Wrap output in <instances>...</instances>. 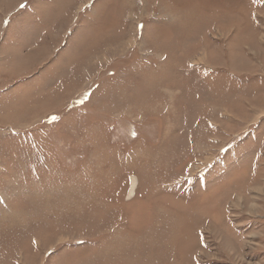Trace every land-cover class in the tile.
Here are the masks:
<instances>
[{
    "label": "rangeland",
    "instance_id": "obj_1",
    "mask_svg": "<svg viewBox=\"0 0 264 264\" xmlns=\"http://www.w3.org/2000/svg\"><path fill=\"white\" fill-rule=\"evenodd\" d=\"M0 264H264V0H0Z\"/></svg>",
    "mask_w": 264,
    "mask_h": 264
}]
</instances>
